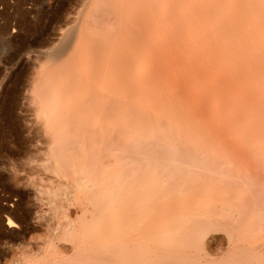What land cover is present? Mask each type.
<instances>
[{
  "label": "rangeland",
  "instance_id": "374dc122",
  "mask_svg": "<svg viewBox=\"0 0 264 264\" xmlns=\"http://www.w3.org/2000/svg\"><path fill=\"white\" fill-rule=\"evenodd\" d=\"M100 243L264 249V0H0V264Z\"/></svg>",
  "mask_w": 264,
  "mask_h": 264
},
{
  "label": "bare ground",
  "instance_id": "6f19581e",
  "mask_svg": "<svg viewBox=\"0 0 264 264\" xmlns=\"http://www.w3.org/2000/svg\"><path fill=\"white\" fill-rule=\"evenodd\" d=\"M186 1H188V0H185V2ZM188 4V3H187ZM186 7V6H185ZM221 14V13H220ZM222 15V14H221ZM227 15V14H226ZM225 15V16H226ZM223 16V15H222ZM222 18V17H221ZM260 37V36H259ZM191 40V39H190ZM64 47V46H63ZM190 52V51H189ZM60 55V54H59ZM171 150V149H170ZM90 188V187H89ZM112 193V192H111ZM108 201H110V200H108ZM110 202H108V204H109ZM111 216H110V218L108 219V221H109V225H111L112 224V222H113V220H115V219H117V218H119V219H124V218H127V216H132L131 214H133V213H130V214H128V213H126L125 215L123 214V212H121V211H119L118 209H117V207H115V206H113V208H111ZM123 214V215H122ZM139 214V213H138ZM135 215H137V214H135ZM118 220V219H117ZM70 222V221H69ZM11 223H9V225L8 226H10L11 227V225H10ZM72 227V226H71ZM126 231V230H125ZM124 234V233H123ZM119 237V236H118ZM130 240V239H129ZM122 243V242H121ZM109 244V243H108ZM108 244H106V245H104V244H102V243H100V245H104L103 246V248L105 247V246H111V245H108ZM114 244H116V243H114ZM264 244V243H263ZM237 245V244H236ZM113 247V252L111 251H109L110 253H107V254H109V255H112L111 256V258H113V259H122V262L124 263V264H132L131 263V261L132 262H134V261H137V264H210V262H206V263H204L205 261H202V260H199V259H193L191 256H188L184 251H173V250H170V249H167V251H164V250H166V249H164L163 250V247H159L158 246V248H154V249H152V247L150 248V247H146V249L143 251L142 250V246H140V247H138V248H141V250L140 249H138V248H135L136 246H133V247H130V245H126V244H120V245H118V244H116V245H112ZM144 246V245H143ZM146 246V245H145ZM144 246V247H145ZM177 246V245H176ZM231 246V245H230ZM235 246V245H234ZM241 245H239L238 247H240ZM251 246V245H250ZM253 246H254V244H253ZM102 247V246H101ZM115 247V248H114ZM143 247V248H144ZM238 247H235L232 251H231V253L228 255V257H226L224 260H223V262L221 263V260L219 261L220 262V264H264V249H262V250H259V251H257L258 249H253V250H251V249H245V247L244 248H238ZM248 247H249V245H248ZM247 247V248H248ZM252 247V246H251ZM80 248V247H79ZM95 248V247H94ZM93 248V249H94ZM97 248H99V247H97ZM149 248H150V250L152 249V251H150L149 250ZM264 248V247H263ZM105 249L107 250V248H104V250L103 251H105ZM193 248H191V250H192ZM86 251H87V249H85ZM85 250H82L81 252L80 251H78L77 253H78V255H79V252L81 253V254H84V252H86ZM97 250H99V249H97ZM109 250H111V249H109ZM119 250V251H118ZM154 250V251H153ZM91 251H92V248H91ZM94 251H96V249L94 250ZM93 251V252H94ZM100 251H101V248H100ZM89 252H90V249H89ZM89 252L87 253V257H88V255H92L93 254V252H92V254H89ZM106 252V251H105ZM118 252V253H117ZM194 252V251H193ZM77 253H76V255H77ZM96 253V252H95ZM111 253H113V254H111ZM188 253H190L189 251H188ZM97 254L98 255H100L99 254V252H97ZM75 255V256H76ZM103 256H104V254H102ZM109 255H107V256H109ZM84 256H86V253L84 254ZM106 256V255H105ZM77 257V256H76ZM79 257H81V256H79ZM75 258V257H74ZM82 258H84L83 257V255H82ZM97 258V257H96ZM103 258V257H102ZM107 258V257H106ZM73 259V258H72ZM86 259H89V257L88 258H86ZM86 259H84V260H86ZM91 259H93V258H91ZM104 259V258H103ZM107 259H109V258H107ZM106 259V260H107ZM90 260V259H89ZM95 260H97V259H95ZM131 260V261H130ZM134 260V261H133ZM73 261V260H72ZM87 261V260H86ZM92 260H90V262H91ZM97 261H99V260H97ZM97 261H95V262H97ZM101 261V260H100ZM120 261V260H119ZM209 261V260H208ZM64 262H66V261H64ZM94 262V263H95ZM115 262V261H114ZM68 263V262H67ZM79 263V262H78ZM78 263H75V264H78ZM212 263V262H211ZM215 263V262H214ZM70 264H72V263H70ZM85 264H89V263H85ZM98 264V263H97ZM104 264H106V263H104ZM217 264H219L218 262H217Z\"/></svg>",
  "mask_w": 264,
  "mask_h": 264
}]
</instances>
